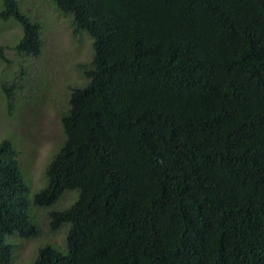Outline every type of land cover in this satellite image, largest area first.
Segmentation results:
<instances>
[{
	"label": "trees",
	"instance_id": "16d2710c",
	"mask_svg": "<svg viewBox=\"0 0 264 264\" xmlns=\"http://www.w3.org/2000/svg\"><path fill=\"white\" fill-rule=\"evenodd\" d=\"M1 1L15 52L38 57L41 24ZM53 1L92 55L32 201L0 141V264L37 234L31 203L66 235L29 264H264V0Z\"/></svg>",
	"mask_w": 264,
	"mask_h": 264
},
{
	"label": "rangeland",
	"instance_id": "374dc122",
	"mask_svg": "<svg viewBox=\"0 0 264 264\" xmlns=\"http://www.w3.org/2000/svg\"><path fill=\"white\" fill-rule=\"evenodd\" d=\"M16 1L20 12L41 24L43 45L38 57L17 54L14 46L21 26L12 19H0V141L8 139L17 149L22 186L32 201L34 193L46 185L47 165L63 140L60 111L70 88L83 86L78 65L89 63L92 49L86 32L74 31L70 17L53 0ZM12 81L18 94L8 109L1 84ZM75 197L74 192L65 193L54 208L70 206ZM47 210L29 206L37 234L27 241L10 237L17 245L12 264H29L44 244L65 251L66 228L50 231Z\"/></svg>",
	"mask_w": 264,
	"mask_h": 264
},
{
	"label": "clouds",
	"instance_id": "9594fccd",
	"mask_svg": "<svg viewBox=\"0 0 264 264\" xmlns=\"http://www.w3.org/2000/svg\"><path fill=\"white\" fill-rule=\"evenodd\" d=\"M10 20V19H9ZM19 40V39H18Z\"/></svg>",
	"mask_w": 264,
	"mask_h": 264
}]
</instances>
